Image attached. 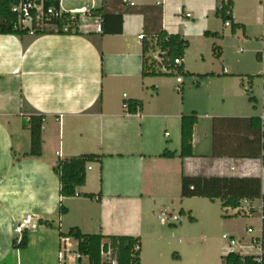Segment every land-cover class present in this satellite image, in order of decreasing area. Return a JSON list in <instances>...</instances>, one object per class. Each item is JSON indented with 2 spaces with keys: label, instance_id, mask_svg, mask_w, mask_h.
Segmentation results:
<instances>
[{
  "label": "crops",
  "instance_id": "0c3cea01",
  "mask_svg": "<svg viewBox=\"0 0 264 264\" xmlns=\"http://www.w3.org/2000/svg\"><path fill=\"white\" fill-rule=\"evenodd\" d=\"M64 1L63 12L77 9H67ZM90 1L91 7L81 8L122 12L123 33H96L97 18L87 14L80 15L79 30L85 35L92 33L91 37L45 35L30 43L26 39L25 47L19 37L0 35V264H59L62 234L72 228L85 235L139 239L140 264H186V255L197 239L186 236L177 242L169 228L180 222L177 213H191L181 197L184 175L259 178L264 196V158L213 156L214 119L260 117L264 92L260 99L256 97V114L251 115L242 101L245 76L239 75V83L226 68L223 74L190 71L191 41L185 32L198 23L182 26L180 17L195 20L186 13L191 1L198 5L202 20L207 12L216 21H223L216 14L228 0H130L134 6L127 0ZM238 1L232 0L231 19L224 25L232 34L241 30L246 35L250 27L238 12ZM259 2L245 0L257 13ZM214 19L199 22L206 28L203 37L223 38L211 27ZM232 25L242 27L233 32ZM160 26L189 42L181 68L195 79L200 94L188 107L185 102L167 100L169 90L162 84L163 76H143V43L150 41L151 32ZM141 34L146 36L142 41L138 38ZM213 51L217 59L222 57L221 47L215 46ZM150 56L156 62L155 57L163 54L155 49ZM213 81L222 87L211 88ZM176 84L179 87L184 82L179 84L176 79ZM131 100L142 102L139 113L130 114L125 108ZM32 112L45 117L40 158L23 157L31 148L28 115ZM192 114L198 116L193 157L182 160L181 120ZM24 120H28L27 126H23ZM239 139L232 141L233 147L239 145ZM166 150L176 157L161 158ZM84 155L101 156V163L88 165L86 184L78 190L80 196L62 200L54 167L59 160ZM85 194H101V199H87ZM61 201L68 210L65 216L59 214ZM261 203L257 200L254 206ZM28 217V247L14 249V240L22 236L15 229ZM251 226L255 227L248 224L246 234ZM260 227L261 222L255 227L256 234ZM231 232L234 235L230 236L238 238L235 230ZM240 240L245 242V237Z\"/></svg>",
  "mask_w": 264,
  "mask_h": 264
},
{
  "label": "trees",
  "instance_id": "16d2710c",
  "mask_svg": "<svg viewBox=\"0 0 264 264\" xmlns=\"http://www.w3.org/2000/svg\"><path fill=\"white\" fill-rule=\"evenodd\" d=\"M28 0H0V35H11L19 37L27 47L26 39L29 43L38 37L45 35H81L85 37L93 36L92 33L87 35L79 30L80 22L78 19L73 20L69 14H65L63 19H52L46 22L48 26L37 28L34 24L36 32L30 35L29 29H22L19 26V16L13 12V8ZM37 3L43 2L44 11L47 12L53 8L60 10L61 0H32ZM233 8L232 0H228L226 4H222L217 11V16L224 23L230 21L227 13ZM159 11V19H161L162 10ZM94 18L101 19L102 35H120L123 33V13H109L105 7L91 11ZM49 27L54 29H48ZM241 25H232V31ZM68 28L67 30H65ZM151 40L143 43V76H168L174 73L166 74L157 69V63L150 56L151 52L159 49L162 56V63L168 68H172L176 59H184L185 52L189 48V42L180 35H171L164 31L161 26L159 29L151 32ZM208 36L209 34L206 33ZM178 74L185 75L182 68L177 70ZM263 92H264V75ZM248 84L246 92L249 94V102L254 106L257 105V99L252 95V83L254 77L248 76ZM243 87L246 88V86ZM127 111L130 114L139 113L143 104L140 101H127L125 103ZM100 106V102H99ZM264 113V100H263ZM29 128L31 132V148L30 152L23 157L40 158L43 152L42 129L45 117L36 112L28 115ZM198 123V116L192 114L183 116L181 120V152L179 157L182 160L193 157V135L194 128ZM214 132V148L213 156L215 157H231L236 159H261L264 158L263 145V125L260 117L252 118H216L213 121ZM240 138L237 147H233V140ZM176 153L164 151L161 158L173 159ZM101 156L84 155L70 159L59 160L54 167V172L60 182V197L62 200L80 196L78 190L86 184L87 167L91 163H101ZM84 198L100 201L101 194H85ZM182 198H204L211 202L220 201L223 209H236L241 203L248 201L254 203L261 200L264 203L262 191V181L259 178H236V177H188L182 178ZM68 210L63 201L60 203L59 214L67 215ZM184 215V211H181ZM226 217V216H225ZM191 222L195 221L190 215ZM43 225L51 226L49 222H40ZM264 233V222H263ZM30 233L24 230L21 238L15 239L13 242L14 249L24 250L28 247ZM63 237H73L79 242L80 253L89 259L90 264H101V246L103 241L110 243L114 253L117 255L118 264H140L141 242L139 239L132 237H104L102 235H85L78 228H72L68 234H62ZM139 246V251H135ZM225 264H258L252 257L241 259L233 254L223 258ZM264 264V261L263 263Z\"/></svg>",
  "mask_w": 264,
  "mask_h": 264
},
{
  "label": "rangeland",
  "instance_id": "374dc122",
  "mask_svg": "<svg viewBox=\"0 0 264 264\" xmlns=\"http://www.w3.org/2000/svg\"><path fill=\"white\" fill-rule=\"evenodd\" d=\"M261 1L262 0L259 2L260 13H257L253 8H249L245 0H240L237 3L238 12H240L244 21L249 23L250 31L246 35L241 30H238L236 34H232L231 28L225 27L223 21H216L214 19L216 17H214L213 14L204 13L202 20L198 13V5L189 1L190 5L186 7V13L192 15L195 20L186 19L185 16L180 18L183 19L182 26L187 23L189 25L198 23L194 25V28L191 26L189 27V31L185 32L189 33L188 40L191 41V48L188 51V64L190 65V71L192 73L206 74L217 72L223 74V69L226 68L230 72L229 76L238 78L239 83L241 79L239 75L245 76L244 84L246 87L249 86L248 76H252L254 77L252 95L259 99L261 98L263 92L261 78V75H263V66L256 58L257 53L263 48V44L260 40L264 18ZM64 4L67 9L91 7L90 0H65ZM208 17L214 19V24L211 27H213L215 31L219 30L223 38L203 37V32L206 28L202 29V26H200L202 23L199 22L202 20L203 23H206ZM48 29L51 30L54 28L49 27ZM215 46H219L223 50L220 59L214 56L213 48ZM241 50L244 52L241 53ZM157 68L161 69V66L158 65ZM174 74L175 75L162 77L164 78L162 84L169 90L167 100L173 103L179 101L185 102L188 107L194 102L197 95L200 94L196 89L195 79L190 76L178 74L177 71ZM178 77H181L184 82V85L179 87L176 84V79ZM216 82L218 81H213L214 85H211V88H216L218 90L222 86L215 85ZM180 88H184V91ZM239 88L244 90L240 85ZM244 98L245 99L242 101L245 103L246 113L251 115L256 114L253 109V104L249 102V94L245 92ZM191 199L192 200H190V198H183L182 201L184 204H187V207H190L191 216L195 218L196 221H190L188 211L187 214L184 215L177 213L180 217V222H177L176 226L169 227L174 230V239L177 242L182 237L186 236H193L197 239L194 247L190 249L186 255V264H225L223 258L227 255L229 250L228 243L223 239V236L234 235L231 230H235L237 232L235 235L238 236V240L243 236L245 237V242H248L250 236L245 232L247 225L252 224L257 228L259 227V217H233L225 213V209L222 208L220 201L210 202L204 198ZM183 207L185 208V206ZM201 236L205 237V240L200 238ZM244 253L254 254L257 253V251H244ZM221 255H223L222 258ZM85 263L88 264L87 261H85Z\"/></svg>",
  "mask_w": 264,
  "mask_h": 264
},
{
  "label": "built area",
  "instance_id": "2783aa9c",
  "mask_svg": "<svg viewBox=\"0 0 264 264\" xmlns=\"http://www.w3.org/2000/svg\"><path fill=\"white\" fill-rule=\"evenodd\" d=\"M130 6H134V3L130 0H127ZM43 2L40 4L28 0L25 3H22L13 8V12L19 16V26L22 29H29L30 35L33 36L36 32L34 29V24H36L37 28H44L48 26L46 22L51 21L52 19H63L65 14H69L71 19L80 20V15L91 14V11H88L87 8H79L75 10H71L69 12H63V10H55L53 8L49 9L47 12L44 11ZM262 6L264 11V0H262ZM230 16V12L227 13ZM189 16V15H188ZM101 19L97 18L96 25L94 30L96 33L102 34V26ZM229 25V22L227 23ZM87 28L93 27L91 25H87ZM66 28L65 30H67ZM80 29V25H79ZM139 40L142 41L146 38L144 34H141ZM263 48L260 52H258V61L263 66V75H264V18H263V31L262 36L260 38ZM241 52H243L241 50ZM158 65L161 66V69L158 68L162 73L171 74L175 73L181 66L183 65V59L179 58L174 61L173 67L170 69L163 65L162 58L158 56L155 57ZM177 82L180 84L183 82L181 77L177 78ZM247 87L245 88V90ZM125 108L127 106L125 105ZM263 125V145H264V113L260 116ZM255 203V202H254ZM254 203H250L248 201H244L241 203L240 207L236 209L228 208L225 209V213L227 215L237 217V216H245V217H259L261 222V227L258 230V234H256L255 227L251 226L247 229V234L250 236L248 242H244L234 238L230 235H224L223 239L228 243V253L226 256L231 254L244 259L246 257L254 258V261L258 264H262L264 261V233H263V222H264V203L262 201L260 207L254 206ZM174 220H177L178 217L174 216ZM31 222L30 217H28L23 224L18 226L15 229L17 234H22L26 227H29ZM257 251V253L250 254L244 253V251ZM135 251H139V246H136ZM225 256V257H226ZM85 261L89 263V259L83 256L79 251V242L73 237H62L61 238V249L59 252V264H86ZM101 264H118L117 255L114 253L113 248L110 243L107 241H103L101 246Z\"/></svg>",
  "mask_w": 264,
  "mask_h": 264
},
{
  "label": "water",
  "instance_id": "95a60500",
  "mask_svg": "<svg viewBox=\"0 0 264 264\" xmlns=\"http://www.w3.org/2000/svg\"><path fill=\"white\" fill-rule=\"evenodd\" d=\"M22 124H23V126H27L28 125V120H24Z\"/></svg>",
  "mask_w": 264,
  "mask_h": 264
}]
</instances>
